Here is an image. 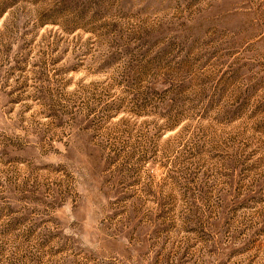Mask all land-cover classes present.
Instances as JSON below:
<instances>
[{
	"label": "rangeland",
	"instance_id": "rangeland-1",
	"mask_svg": "<svg viewBox=\"0 0 264 264\" xmlns=\"http://www.w3.org/2000/svg\"><path fill=\"white\" fill-rule=\"evenodd\" d=\"M0 264H264V0H0Z\"/></svg>",
	"mask_w": 264,
	"mask_h": 264
}]
</instances>
